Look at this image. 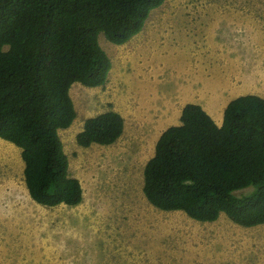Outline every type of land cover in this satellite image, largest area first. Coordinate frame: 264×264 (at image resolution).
<instances>
[{"label":"rangeland","instance_id":"obj_1","mask_svg":"<svg viewBox=\"0 0 264 264\" xmlns=\"http://www.w3.org/2000/svg\"><path fill=\"white\" fill-rule=\"evenodd\" d=\"M98 41L107 82L73 83L76 118L59 130L80 204L33 201L21 149L0 138V264H264V226L225 215L185 226V213L155 208L142 191L143 167L183 104L209 106L199 100L211 92L264 98V0H165L124 44ZM110 108L126 121L122 135L79 146L83 120Z\"/></svg>","mask_w":264,"mask_h":264},{"label":"trees","instance_id":"obj_2","mask_svg":"<svg viewBox=\"0 0 264 264\" xmlns=\"http://www.w3.org/2000/svg\"><path fill=\"white\" fill-rule=\"evenodd\" d=\"M164 1L0 0V138L21 149L23 180L37 204L82 202L59 136L77 114L70 87L103 86L111 61L99 35L127 42ZM179 121L162 131L143 167L147 201L200 222L223 214L243 227L264 224V98L231 99L221 125L188 102ZM123 131V116L110 108L85 118L75 141L110 145Z\"/></svg>","mask_w":264,"mask_h":264},{"label":"crops","instance_id":"obj_3","mask_svg":"<svg viewBox=\"0 0 264 264\" xmlns=\"http://www.w3.org/2000/svg\"><path fill=\"white\" fill-rule=\"evenodd\" d=\"M124 44V43H123ZM117 45H122V44H117ZM211 91H214V90H211ZM218 93V92H217ZM208 97V100H199L200 102H211L212 104L209 105V106H206V105H202L203 107H205V109H208L209 111L208 112H211V116L213 119H215L214 121L219 125L222 123V118H223V114H222V111L224 110L223 108H225L226 104L230 101V100H227V102H225V100H222L221 98V94H215L213 92H211L210 95L207 96ZM233 99V98H232ZM198 103V101H197ZM220 103V104H219ZM184 105V104H183ZM183 105L181 106L180 109H178V112L176 114V121L173 122L174 125L178 124L180 121H179V117H180V114H181V109L183 107ZM208 107V108H207ZM126 129V121H125V126H124V130ZM159 137V136H158ZM157 141V140H156ZM182 212V211H181ZM184 213V212H183ZM223 215V214H222ZM221 216V215H220ZM219 218V217H218ZM197 223H200V221H196L190 217H187V220H186V225H189V226H196ZM204 223H207V222H204ZM231 225L233 226H240L236 223H231ZM255 226H264V224H259V225H255Z\"/></svg>","mask_w":264,"mask_h":264}]
</instances>
